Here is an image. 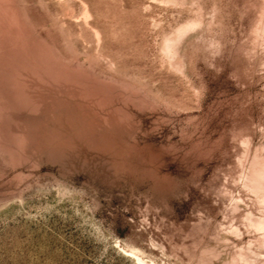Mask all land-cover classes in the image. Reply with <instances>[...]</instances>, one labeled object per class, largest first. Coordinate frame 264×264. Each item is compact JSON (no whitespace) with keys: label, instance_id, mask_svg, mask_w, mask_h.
Here are the masks:
<instances>
[{"label":"rangeland","instance_id":"obj_1","mask_svg":"<svg viewBox=\"0 0 264 264\" xmlns=\"http://www.w3.org/2000/svg\"><path fill=\"white\" fill-rule=\"evenodd\" d=\"M0 264H264V0H0Z\"/></svg>","mask_w":264,"mask_h":264}]
</instances>
